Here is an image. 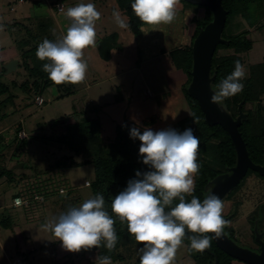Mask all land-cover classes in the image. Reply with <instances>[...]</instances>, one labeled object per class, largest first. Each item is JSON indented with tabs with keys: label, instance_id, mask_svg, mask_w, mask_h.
Returning <instances> with one entry per match:
<instances>
[{
	"label": "rangeland",
	"instance_id": "obj_1",
	"mask_svg": "<svg viewBox=\"0 0 264 264\" xmlns=\"http://www.w3.org/2000/svg\"><path fill=\"white\" fill-rule=\"evenodd\" d=\"M56 3H62V13L56 11ZM80 3L95 4L101 13L95 26L96 41L116 34L115 49L110 51L108 60H104L96 46L86 48L85 80L74 85L72 95L58 100L56 88L49 87L41 96L44 104L37 106L34 96H28L20 88L26 73L21 68L24 61L16 46L26 39L27 30L36 33L39 25L48 26L56 41L62 39L72 23L66 16L67 9ZM111 7L121 13L126 23L125 16L116 7V0H0V81L9 88L8 94L0 96V103L13 95L12 102H7L5 108L0 107V113L6 115L0 122V135L5 142H10L18 125L26 135L24 142L17 141L0 156V169L7 171L0 179V264H98L94 253H70L51 231L42 228L52 217L92 198L85 184L91 183L94 177L91 164L56 165L64 156H73L77 163L82 160L54 141L67 125L76 119L105 121L110 118L114 121L110 122L113 129L126 121L144 127V122L153 118L147 126L153 131L176 130L177 123L191 114L190 101L185 97L186 93L189 95L188 77L184 71L174 68L167 52L190 43L195 28L190 20L194 15L201 18L203 8L187 7L189 14L183 21V29L180 27L182 16H176L170 24H156L158 27L154 28L144 25L140 35L135 37L128 28L118 26ZM185 8L177 3L176 14L182 15ZM243 8L249 16L231 17L222 33L239 39L247 34L250 49L240 56L247 77L249 66L264 61V0ZM163 26L170 30L161 29ZM158 33L165 35L164 43L157 40ZM222 40L220 44L226 42ZM157 42L162 43L165 53L159 54ZM232 54V49L218 51V55ZM12 60H18L16 70L10 74L2 72L3 66ZM118 93L120 97H116ZM260 99L264 106V94ZM253 107L254 104L246 105V109ZM237 108L239 115L241 103ZM107 135L105 133L103 138ZM18 139L21 140L20 136ZM103 142L106 144V139ZM238 185L222 199L223 216L229 221L223 233L233 235V242L239 248L255 253L254 241L258 243L261 239L257 231H264V177L252 172ZM61 188L66 191V197L59 196ZM16 193L29 199L30 205L13 208L12 198ZM33 195L42 196L44 202L32 201ZM189 252L182 243L174 264H197ZM123 253L126 259L112 264H135V248Z\"/></svg>",
	"mask_w": 264,
	"mask_h": 264
},
{
	"label": "clouds",
	"instance_id": "obj_2",
	"mask_svg": "<svg viewBox=\"0 0 264 264\" xmlns=\"http://www.w3.org/2000/svg\"><path fill=\"white\" fill-rule=\"evenodd\" d=\"M178 0H134L131 8L145 24H170L176 18ZM72 23L66 35L56 41L45 39L36 51L43 65V71L56 85L82 83L88 71L84 50L96 44V21L101 13L93 3H80L66 12ZM113 17L120 28L128 24L119 11ZM2 28V26H0ZM245 69L239 61L235 70L219 84V90L212 96V103L243 90ZM130 138L141 144L139 154L142 163L150 169L136 172V179L130 180L111 202V214L105 207L103 195L85 199L80 205L70 207L58 217H52L42 228L51 231L70 253L100 248L115 249L118 237L114 228L115 219L126 222L128 233L133 236L139 248L140 264H174L177 250L182 246L187 232L197 234L189 237L190 250L203 252L211 247V238H219L229 221L223 217L224 202L215 194H208L201 202L192 197L186 202V194L194 191V176L199 172V138L192 128L182 133L174 129L153 131L138 127L130 129ZM175 199L179 203L173 207ZM169 208V211L165 209ZM98 264H112L110 256L98 257Z\"/></svg>",
	"mask_w": 264,
	"mask_h": 264
},
{
	"label": "trees",
	"instance_id": "obj_3",
	"mask_svg": "<svg viewBox=\"0 0 264 264\" xmlns=\"http://www.w3.org/2000/svg\"><path fill=\"white\" fill-rule=\"evenodd\" d=\"M221 1L223 9L227 13L225 28L231 17L241 15V17L247 18L249 16V13L244 11L243 7L245 5L255 4L263 0ZM132 3H134V0H116V7L125 16L127 20L126 24H128L127 28L135 37L140 35L142 32L141 29L144 25L148 26V28L158 27L156 25L143 23L133 12L131 8ZM178 4L186 6V8L188 6H193L183 0H178ZM199 8H203V16L198 18L194 15L190 20L195 26L190 43L188 42L183 46L173 47L167 52L174 68L186 73L188 77L187 85L191 81L192 41L196 38L200 30L204 29V27L212 21V14L209 9L203 6H199L198 9ZM114 10L116 11L114 7H111V11L113 12ZM188 10L189 8L184 10L182 15L176 14L177 17L182 16L180 19V27H182V29L184 25L183 21L187 18V14H189ZM6 26L9 27V25ZM44 27L39 25L36 33L27 30L26 39L24 41H19L16 46L17 50L21 52L20 56L22 61H24V63L21 62V68L26 73V79L20 85V88L28 96H34V98H36L41 97L49 87L53 86L56 88L57 100L67 98L72 95L74 85L70 83H63L60 85L54 84L48 78V74L43 71V65L49 61H41L36 56L38 46L45 39L53 42L56 41L49 27ZM160 28L163 30H170L166 26ZM181 33L182 36L185 37L183 31H181ZM246 35L247 34L243 35V37L239 39L238 36H225L224 33H222V38L226 42L217 45L213 54L210 69V77H214L211 82V89L214 93L219 90L220 82L235 70V62L239 61L241 65L243 64L240 56L250 49V44L245 38ZM158 37H165V35L161 34ZM116 40L117 35L111 34L109 36H103L96 41L95 46L102 59L108 60L110 51L115 49ZM161 44L162 43H159L158 45L159 54L166 52L161 47ZM220 48L224 50L232 49L234 54L218 55ZM4 71L5 70L3 69L2 72ZM241 82L244 85L243 90L234 96L223 99L219 102V105L223 107L233 119H236L238 116L237 106L241 103V111L246 115V118L242 120V123L239 126V132L246 144L247 152L251 161L256 165H262L264 152V106L262 105L260 98L264 94V61L249 66L248 76ZM8 93V86L0 81V96ZM116 97H120V94L118 93ZM185 97L190 101L191 114L177 123L176 131L182 133L187 128L193 129L194 134L199 138L197 162L200 164L199 172L194 176V191L190 195L186 194L185 199L186 202H190L194 196L202 202L211 190V185L208 183L218 175L227 173L230 168L235 166L236 154L228 134L218 125L212 126L207 124L197 102L187 93L185 94ZM10 101H13V95H8V98L0 103L1 109L5 108V104ZM247 104H254V107L252 109H246ZM5 117V114L0 113V122ZM149 119V122L148 120L144 122V127L135 124L132 125L126 121L124 123L116 124L115 129H113V126L110 124V122H114L110 118L105 120L106 122L99 118L82 121L76 119L72 124L67 125L64 133H61L54 138V141L60 148L65 147L70 153L81 156L82 160L80 163H77L73 156H64L62 160H59L56 163L57 167L91 164L94 169L93 180L89 183L92 198L97 194L103 195L105 199V207L111 214L110 206L113 198L127 187L130 180L136 179V172H147L150 170L148 166L142 163V158L139 154L141 142L138 139L134 140L130 138V129L132 127H138L142 133L144 128L150 125L153 118ZM20 131L21 126L18 125L15 129L13 139L10 142H5L2 135H0V156L4 150L13 144L15 145L17 141H25L24 139H18ZM105 133L108 134L105 138L107 141L106 144L103 142L105 140L103 138ZM16 149L17 148H15V150ZM6 172L7 171H2L0 169V179L4 177ZM252 172L253 171L249 170L246 176ZM238 186L236 188H238ZM16 196L21 195L19 193L13 195V197ZM59 196L66 197V191L63 194H59ZM178 203L179 200L175 199L173 207ZM165 210L169 211L170 209L166 208ZM113 218L115 219L114 228L118 237L115 249L109 251L102 245L100 248L81 250L80 253H94L97 261L98 257L110 256L112 262H116L126 259V255L123 252L129 253V251L131 252L133 251V248H135L137 252L135 264H140L138 250L139 248H142L143 245L138 244L135 238L128 233L126 222H121L120 219L115 216H113ZM193 235V233L186 232L183 243L187 246V250L190 251V258H192L197 264H214L215 259L217 261L216 264H232L233 261H235V259L229 257L218 249L212 239L211 247L208 248L209 253L205 251L200 252L190 250L189 237ZM205 235L210 237L209 234ZM229 238L233 240V235H229Z\"/></svg>",
	"mask_w": 264,
	"mask_h": 264
},
{
	"label": "water",
	"instance_id": "obj_4",
	"mask_svg": "<svg viewBox=\"0 0 264 264\" xmlns=\"http://www.w3.org/2000/svg\"><path fill=\"white\" fill-rule=\"evenodd\" d=\"M191 5L203 6L212 14V21L200 30L192 45V69L189 84V95L197 102L204 119L209 125L220 126L229 136L236 154L235 166L229 169V174L216 177L208 194L218 195L221 199L242 181L247 172H256L264 177V152L263 164L256 165L249 158L246 144L239 132V126L246 116L240 111L236 119H233L217 103H212L211 98L215 94L211 89L213 76L210 77L211 61L218 44L222 43V32L226 22L227 13L222 7L221 0H183ZM18 60H12L3 66L6 74L14 72ZM187 232V230H186ZM196 235V234H194ZM212 241L223 253L229 257L246 264H264V243H260L261 253L255 254L239 248L224 233L217 239L215 234L209 233ZM209 253V250H204ZM216 259L214 264H216Z\"/></svg>",
	"mask_w": 264,
	"mask_h": 264
},
{
	"label": "built area",
	"instance_id": "obj_5",
	"mask_svg": "<svg viewBox=\"0 0 264 264\" xmlns=\"http://www.w3.org/2000/svg\"><path fill=\"white\" fill-rule=\"evenodd\" d=\"M55 8H56V11L58 13H62L64 11V7H63L62 3H56ZM34 102L37 106H42L44 104V100L41 97H36ZM18 136H20L21 139L26 137V135L23 131H21ZM85 184H86V186H89L88 182H86ZM64 192L65 191L62 188L59 189V191H58L59 194H63ZM32 201L37 202V203H42V202H44V198L40 195H33ZM29 205H30L29 199H24L21 196H16V197L12 198V207L13 208L28 207Z\"/></svg>",
	"mask_w": 264,
	"mask_h": 264
},
{
	"label": "flooded vegetation",
	"instance_id": "obj_6",
	"mask_svg": "<svg viewBox=\"0 0 264 264\" xmlns=\"http://www.w3.org/2000/svg\"><path fill=\"white\" fill-rule=\"evenodd\" d=\"M157 40L159 41V42H163L164 43V38L163 37H157ZM157 44H159L158 42H157ZM224 217V219L225 220H228V217H226L225 218V216H223ZM226 231V230H225ZM258 233V237H261V239H260V241L257 243V242H255L254 241V239H255V236L253 235V241H254V245L256 244V246H255V248H256V250H254V251H256L255 253H257L258 255H259V253H260V249H261V247H260V243H264V231L262 230V231H260V230H258L257 231ZM260 234V235H259ZM225 235L229 238V234L226 232L225 233ZM232 240V239H231ZM233 241V240H232ZM235 261H237V260H235ZM232 264H246V263H242V262H240V261H238L237 263H232Z\"/></svg>",
	"mask_w": 264,
	"mask_h": 264
},
{
	"label": "crops",
	"instance_id": "obj_7",
	"mask_svg": "<svg viewBox=\"0 0 264 264\" xmlns=\"http://www.w3.org/2000/svg\"><path fill=\"white\" fill-rule=\"evenodd\" d=\"M23 260H21V261H18V262H22Z\"/></svg>",
	"mask_w": 264,
	"mask_h": 264
}]
</instances>
